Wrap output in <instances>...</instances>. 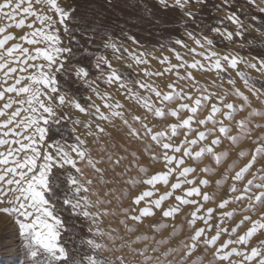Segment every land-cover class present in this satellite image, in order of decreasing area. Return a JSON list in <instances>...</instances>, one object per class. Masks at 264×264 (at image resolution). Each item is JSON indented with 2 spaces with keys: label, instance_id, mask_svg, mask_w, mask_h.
Here are the masks:
<instances>
[{
  "label": "rangeland",
  "instance_id": "1",
  "mask_svg": "<svg viewBox=\"0 0 264 264\" xmlns=\"http://www.w3.org/2000/svg\"><path fill=\"white\" fill-rule=\"evenodd\" d=\"M57 2L61 8L70 12V18L65 21L68 28L67 32L64 31V26L59 23L56 25L62 41L61 46L71 50L70 55L68 53L64 54V66L67 69V73L57 74L60 91L79 101L85 108L94 102L100 106L102 112L109 114L110 110L104 107L103 101L97 98L96 94L89 88L88 83H86V81H95L93 86L97 87L101 95L108 93L112 97L111 103L119 101L123 105L118 110L123 112L124 119L128 121L131 127L141 133V138L131 135L128 125H125L119 117H110L109 121H104L96 120L95 117L90 118L87 114L80 113L75 108L61 110V114L68 112L73 120L78 118L81 121H89L91 119L93 121V131H95L96 124L103 127L105 131L99 134V140L94 143V137L86 136V129L73 125L72 120H67L62 122L58 128L54 126L48 134V139L71 144L75 143V134L80 135L82 139H86V146L90 149L94 158L100 159L104 157V162L100 163L98 167L106 169L105 178L113 181L106 185L101 184L96 179L92 168L85 167L83 162L78 165L84 168V173L91 169L90 171L93 175L88 178L94 181L93 189L96 195H92L90 198L93 201L98 198L110 201V203L100 205L101 209L108 210V215H102L98 224L94 225L91 220L82 215L73 214L71 207L63 206L62 200L59 201L58 207L62 208L60 215L64 221V227L67 229V231L62 232L60 242L68 252V260L61 262V264H77V262L86 264L85 258L93 255L97 259L113 260L115 264H119L117 257H123L125 264H137L143 257L137 255L133 250L143 249L145 246L148 248V254H152V248L159 247V252L154 255H160L168 249H178V251L171 253L167 259L173 260L175 264H180L187 251L184 245L191 242L190 237L195 229L203 227L207 230V225L203 220H197L194 226H189V221L192 219L191 213L197 205H181L180 211L174 217L165 218L162 215L164 208L176 206L175 196L183 195L182 189L176 190L171 198L164 201L160 210L154 209V216L144 217L139 222L127 217L139 215V208L144 206L143 202L139 206L132 203L135 196L149 188L142 181L157 172L167 170L162 159L163 150L160 144L154 142L151 139V135H144L145 129L142 127V123L152 128L153 133L168 131L170 134L168 125L177 123V120L167 115V112L169 109L176 108L181 101L176 99L171 102H165L166 115L160 118L155 117L153 113L147 112L144 107L134 100L126 98V90L121 89L118 83H106V77L110 69L107 65L102 64V69L98 70L96 68L98 57H106L111 62L112 68L117 69L125 80L132 82L131 86L134 90L138 91L141 96L151 95V99L156 102L157 106H160L158 98L144 89L136 88L135 81L139 80L152 84L162 94L171 91L167 86L175 83L178 89L183 88L185 92L192 93V100L185 99L183 101L184 103L192 104L199 95L193 90L192 81L180 80L174 72L165 73L161 76H145L142 70L148 69L153 73L164 72L167 64L159 63V59L164 56H167L172 64H179L180 61L176 59L173 49L175 52L180 53L183 59L189 63L193 60L204 62L201 56L193 55L189 51L190 48H195L197 52L205 51L204 48H200L195 44L194 40L189 37V33H192L196 39L204 37L211 39L213 41L210 46L211 49L221 56L235 54L247 58L253 63H256L255 57L264 59V12L259 10L264 8V0H255V4L251 0H228L227 5L225 0H203V2L189 0L183 7L177 5L175 0H166L168 6L161 4L160 0H57ZM36 7L39 8L40 6L36 5ZM188 13H193L194 15L190 17ZM232 13H235L239 20L243 22L246 31L242 36L235 35L237 25L226 18ZM48 14L52 15L54 19H59L54 12ZM32 19L34 18H30L29 22ZM36 26L39 27V24ZM214 29H220V34ZM225 30L233 33L231 40L223 34ZM8 31L20 37L24 32L30 30L27 28H10ZM177 40H182L187 47H182L175 43ZM14 42L16 41L10 43ZM113 43L121 49L119 55L123 57L122 59H116L115 56L117 54L113 52L111 47H106V45ZM25 46L31 47L29 45ZM125 48L129 52L135 51L137 55L141 52L150 53L151 55L146 56L149 63L136 64L123 52ZM127 65H131V67ZM257 67H259V64H257ZM79 68H84L89 73L87 78L81 79L76 76V71ZM238 69L246 71L251 77L250 83L264 93V73L254 69H246L243 64H239ZM188 70L192 71L196 81L200 85L206 86L209 91L223 95L224 91L227 90L229 94L224 98L225 103L231 102L234 105L243 103L242 98L232 94L234 88L247 95L251 102L250 108L235 112L231 122L225 120V124H229L231 127L229 135L239 136L240 138L236 143H233L222 137L221 144L215 146L214 151L216 153L226 152L227 155L222 157L219 164L216 163L211 154L205 153L198 160H193L191 157L185 158V163L180 166L181 168L194 167L196 169L187 177L189 180L195 178V184H184L182 188L200 186L201 179L209 181L207 186L200 187V197H191L203 204L199 215H206L208 208L214 209L211 219L208 221V224L212 225V230L207 232V236L210 238L216 233L217 225L220 228L228 229V232L221 235L215 246L206 248L204 245H198L191 255L184 259V264H228L226 261L216 260L214 253L224 240L230 238L231 229L239 221L243 220L245 216L251 217V220L245 221L237 229V232L231 235L232 239H236L252 226V221L262 220L264 222V217H262V214H264V203L256 204L251 210H247L248 200L229 203L224 208L219 207L221 201L228 199L230 196L240 195L244 184L249 179H252V174L258 168L264 167V157H259L249 172L245 174L244 180L236 182V187L240 191L229 192L232 185L231 177L251 160L253 151L259 143V141L257 143H253V141L264 134V127H255L257 124L264 126V103L261 102L264 101V94L260 96V99L253 96L252 92L245 87L243 81L237 75L236 70L229 69L226 74L221 73L220 76L215 71ZM185 75L186 70L181 69L180 76ZM229 77L235 81L234 85L228 83ZM121 92L125 94L122 95ZM88 97H91V100L87 99ZM215 102V100L211 101V103ZM2 103L3 101H0V104ZM211 103L196 114L198 119H204L208 115ZM252 109H256L261 114L250 116L249 113ZM190 114L187 110L183 111L181 119L187 118ZM134 116H140L142 123L134 121ZM216 118L221 119L222 117L218 113ZM239 120L246 121L247 128L251 130L249 132L251 139L241 133L235 126V122ZM73 127L76 128L75 134L72 131ZM193 127H198L201 131L204 130V127L196 124ZM207 127H212V125L208 124ZM194 136L195 133H191L188 139H192ZM213 138L210 136L208 141L193 146V151H198L203 144L208 143ZM183 139L184 130H180L178 135L172 137L170 142L179 144ZM242 151L246 153L243 157L240 156ZM107 153L126 157L121 165L115 169V172L109 167ZM131 153L136 155L132 156ZM168 154L173 155L171 151ZM153 155L157 156L156 160L152 159ZM175 155L179 158L183 155V152L175 153ZM172 167H175V165H172ZM126 168L127 171L125 172ZM141 168H145L147 171L142 173L140 171ZM203 168H207L208 171H201ZM121 172L125 173L123 177L116 175V173ZM225 175H227L228 179H224ZM133 178L141 182L133 186L129 183ZM60 179L62 181L63 177ZM217 181H221V183L218 185ZM175 182L176 174H173L169 177L167 185L157 184L156 188L159 191L153 198H158L160 194L169 191L172 183ZM256 182L259 183V179ZM109 189L112 191H109ZM64 191L65 187L61 184L58 196H61ZM255 191L258 192L259 189ZM106 192L108 193L107 195H105ZM203 193H209L213 198L204 202ZM0 207H9V205L3 204ZM126 208L129 209L128 213L123 211ZM133 208L136 211L133 212ZM233 210H235L234 215L231 218L224 217L223 223H221V214ZM90 211H96V209H90ZM122 220L124 223H121ZM97 226L102 230L103 235L95 234ZM90 228L92 231H89ZM129 228L133 229V231H129ZM144 236L148 237V239H137V237ZM89 239L94 240L103 247L93 250L87 243ZM260 240H264V229H260L251 238L248 250L250 251L251 247L257 246ZM158 241H165V243L157 245ZM233 246L237 245H230L229 248ZM239 247L243 248L244 246L239 245ZM231 259L239 260L241 258L234 256ZM0 264H31V258L27 254L24 237L20 234L15 215L3 212H0Z\"/></svg>",
  "mask_w": 264,
  "mask_h": 264
},
{
  "label": "snow or ice",
  "instance_id": "2",
  "mask_svg": "<svg viewBox=\"0 0 264 264\" xmlns=\"http://www.w3.org/2000/svg\"><path fill=\"white\" fill-rule=\"evenodd\" d=\"M188 2L189 0H175V3L181 7ZM195 2H203V0H195ZM251 2L255 4V0H251ZM160 3L168 6L166 0H160ZM227 3L228 0H225L226 5ZM36 5L40 7L37 8ZM259 10L264 12V8ZM51 12H54L59 19H54L52 15L48 14ZM188 15L191 17L194 14L188 13ZM30 18L34 19L29 22ZM69 18L70 12L61 8L57 0H2L0 2V101H3L0 104V205H9V207H0V212L15 215L20 234L24 237L27 254L31 258V264H61V262L68 260V252L60 242L62 232L67 231V229L64 227V221L60 215L62 208L58 207L59 201L62 200L63 206L71 207L73 214L82 215L91 220L94 225L98 224L102 215H108V210L101 209L100 205L110 203V201L99 198L93 201L90 198L92 195H96L93 189L94 181L85 175L84 168L78 166L83 162L85 167L92 168L96 179L101 184L106 185L113 181L105 178L106 169L98 167L100 163L104 162V157L96 159L92 156L90 149L86 146V139H82L80 135L75 134V127L72 128L75 134V143L69 144L48 139V134L52 128L54 126L58 128L62 122L67 120H72L73 125L86 129V136L94 137V143L99 140V134L104 133L105 130L99 124H96L95 131H93V121L91 119L89 121H81L78 118L73 120L68 112L61 114V110L75 108L80 113L87 114L90 118L95 117L96 120L104 121H109L110 117H119L125 125H128L131 135L141 138L139 130L132 128L128 121L124 119L123 112L118 110L123 105L119 101L111 103L112 97L108 93L101 95L97 87L93 86L95 81H86V83H88L89 88L96 94L97 98L103 101L104 107L110 110L109 114L102 112L100 106L94 102L85 108L79 101L60 91L57 74L67 73L64 66V54L68 53L70 55L71 50L61 46L62 41L56 25L59 23L64 26V31L67 32L68 28L65 21ZM226 18L237 25L235 35L242 36L246 29L236 14H229ZM37 24H39V27L36 26ZM10 28H27L30 31H26L22 36L17 37L15 33L8 31ZM214 31L220 34V29H214ZM223 34L229 40L233 37V33L226 30ZM188 35L198 47L205 49V51L200 52H197L195 48L189 49L193 55L201 56L204 62L193 60L189 63L173 49L176 59L180 61L179 64H172L169 58L164 56L159 59L160 64H167L164 72L153 73L148 69L142 71L145 76H161L165 73L174 72L178 79L192 81L193 90L199 93L192 104L183 102L185 99L192 100V93L185 92L183 88L178 89L175 83L167 86L171 91L162 94L152 84L139 80L135 81L136 88L144 89L158 98L160 106H157L156 102L151 99V95L141 96L138 91L134 90L131 86L132 82L125 80L117 69L112 68L111 62L106 57H98L96 64L98 70L102 69V64L107 65L110 69L106 77V83H118L121 89L126 90V98L134 100L157 118L166 115L165 102L176 99L181 101L176 108L169 109L167 112V115L177 120V123L168 125L170 134L168 131L153 133L152 128L142 123L140 116L133 117L134 121L142 123V127L145 129L144 135H151V139L160 144L163 150L162 159L167 170L157 172L142 181L149 188L135 196L132 203L139 206L143 202L144 206L139 208V215L127 217L139 222L144 217L154 216V209L160 210L164 201L171 198L176 190L182 189L183 195L175 196L176 206L164 208L162 215L165 218L174 217L180 211L181 205H197L191 213L192 219L189 221V226H194L197 220H203L207 225V230L203 227L195 229L190 237L191 242L184 245L187 251L180 264H184V259L191 255L198 245H204L206 248L213 247L220 240L221 235L228 232L227 228H220L217 225L216 233L210 238L207 236V232L212 230V225L208 224V221L211 219L214 209L208 208L206 215H199L203 204L191 197H200V187L207 186L209 181L201 179L200 186L182 188L184 184H195V178L189 180L187 177L196 169L194 167L181 168L180 166L185 163V158L191 157L193 160H198L205 153L211 154L216 163L219 164L222 157L227 155L226 152L216 153L214 151L215 146L221 144L222 137L233 143H236L240 138L239 136L229 135L231 127L229 124H225V120L231 122L235 112L244 111L246 108L251 107L249 97L237 88L233 89L232 94L242 98L243 103L239 105H234L231 102L225 103L224 98L229 94L227 90L224 91L223 95L209 91L206 86H202L196 81L192 71L188 69L204 72L215 71L218 76L221 73L226 74L229 69L236 70L237 75L241 78L245 87L252 92L253 96L260 99V96L264 94L250 83L251 77L246 71L238 69V65L243 64L246 69H254L264 73V59L255 57L256 63H253L251 60L235 54L221 56L211 49L210 46L213 44L211 39L207 37L196 39L192 33ZM12 41L16 42L10 43ZM175 43L187 47L182 40H177ZM106 47L112 48L113 52L117 54L116 59L123 58L119 55L121 49L114 43L106 45ZM123 52L136 64L149 63L146 56L151 55L150 53L141 52L137 55L135 51L129 52L126 48L123 49ZM257 64H259V67H257ZM127 66L131 67V65ZM181 69L186 70L185 76H180ZM88 75L89 73L84 68H79L76 71V76L81 79L87 78ZM228 83L234 85L235 81L229 77ZM121 94L124 95L125 93L121 92ZM87 99L91 100V97ZM213 100L216 102L211 103ZM261 102L264 103V101ZM209 103H211V108L208 115L204 119H198L196 114ZM185 110L191 114L187 118L181 119V113ZM218 113L222 117L221 119L216 118ZM260 114L256 109H252L249 113L250 116ZM194 124L204 127V130L201 131L198 127H193ZM208 124H211L212 127H207ZM235 126L241 133L251 139L249 135L251 130L247 128L245 120L236 121ZM255 127L264 126L257 124ZM180 130H184V139L179 144L170 142L172 137L177 136ZM191 133H195V136L188 139ZM210 136L214 138L203 144L198 151H193V146L208 141ZM258 141L259 143L253 151L251 160L231 177L230 193L240 191L236 187V182L243 181L245 174L249 172L257 159L264 157V134L257 137L253 143ZM169 151L173 155H169ZM180 152H183V155L177 158L175 153ZM131 155L135 156L136 154L131 153ZM245 155L246 153L243 151L240 153L241 157ZM124 159L126 157L107 153V161L113 172ZM152 159L156 160L157 156L153 155ZM172 165H175V167H172ZM140 171L143 173L147 170L141 168ZM201 171L207 172L208 169L203 168ZM124 174V172L116 173L119 177H123ZM173 174H176V182L172 183L171 189L160 194L158 198H153L159 191L156 185H167L169 177ZM61 177H63L62 181ZM224 179H228L227 175ZM257 179H259V183L256 182ZM140 182L136 178L129 181L133 186ZM216 183L219 185L221 181ZM61 184L64 185L65 191L61 196H58ZM257 189H259L258 192L255 191ZM109 191L112 190L109 189ZM107 194L106 192L105 195ZM202 198L204 202H207L213 196L209 193H203ZM244 200L249 201L247 210L253 209L256 204L264 203V167L258 168L252 174V179L244 184L240 195L230 196L228 199L221 201L219 207L224 208L229 203ZM90 209H96V211H90ZM123 211L128 213L129 209L126 208ZM132 211L134 212L136 209L133 208ZM234 212L235 210L222 213L220 222L223 223L224 217L231 218ZM262 217H264V214H262ZM249 220H251V217L245 216L231 229L230 238L224 240L215 250L214 258L216 260L226 261L228 264H264V240H260L257 246L251 247L250 251L248 250L251 238L260 229H264L262 220L252 221V226L244 234L239 235L236 239L231 238V235L235 234L237 229ZM121 223H124V221L122 220ZM89 231H92V229L90 228ZM129 231H133V229L129 228ZM95 234L103 235L104 233L97 226ZM137 239H148V237H137ZM87 243L93 250L103 247L91 239ZM162 243H165V241H158L157 245ZM230 245L237 246L229 248ZM239 245L244 247L241 248ZM133 251L143 257L137 264H175L173 260H168L167 257L178 251V249H168L160 255H154L159 252V247L152 248V254H148L147 246ZM234 256L241 259H231ZM116 259L119 264H125L123 257H117ZM85 261L86 264H115L113 260L97 259L95 255L86 257Z\"/></svg>",
  "mask_w": 264,
  "mask_h": 264
},
{
  "label": "bare ground",
  "instance_id": "3",
  "mask_svg": "<svg viewBox=\"0 0 264 264\" xmlns=\"http://www.w3.org/2000/svg\"><path fill=\"white\" fill-rule=\"evenodd\" d=\"M186 86V85H185ZM211 108V107H210ZM207 112V111H206ZM205 112V113H206ZM218 118V117H217ZM177 141V140H176ZM177 143V142H176ZM89 171L87 172V173H85V175L87 176V177H90V176H92L93 175V173H91V169H88Z\"/></svg>",
  "mask_w": 264,
  "mask_h": 264
}]
</instances>
